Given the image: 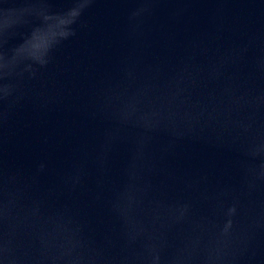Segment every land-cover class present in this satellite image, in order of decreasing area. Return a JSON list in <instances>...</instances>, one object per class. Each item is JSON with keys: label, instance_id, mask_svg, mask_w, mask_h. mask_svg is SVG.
<instances>
[{"label": "water", "instance_id": "95a60500", "mask_svg": "<svg viewBox=\"0 0 264 264\" xmlns=\"http://www.w3.org/2000/svg\"><path fill=\"white\" fill-rule=\"evenodd\" d=\"M45 3L34 46L74 34L0 79V264H264V0Z\"/></svg>", "mask_w": 264, "mask_h": 264}, {"label": "clouds", "instance_id": "9594fccd", "mask_svg": "<svg viewBox=\"0 0 264 264\" xmlns=\"http://www.w3.org/2000/svg\"><path fill=\"white\" fill-rule=\"evenodd\" d=\"M12 0H2L0 2V79L7 78L12 75L13 68L20 62H32L43 65L46 63L45 57L49 52L57 46L61 40L67 39L69 35H73L74 31L71 25L75 23L72 19L65 25V30L59 35L54 36L44 48H37L33 43L35 33L44 31L51 13L48 11L45 0H32L30 6L13 9L7 7ZM17 13V18L12 19L13 13ZM25 15L34 17L39 23L32 24L27 35H22L21 42L13 47L5 46L10 39H13L18 31V27L29 25L28 19H21ZM63 15V14H61ZM7 93V85L3 87Z\"/></svg>", "mask_w": 264, "mask_h": 264}]
</instances>
